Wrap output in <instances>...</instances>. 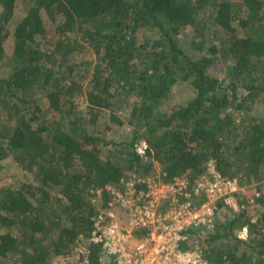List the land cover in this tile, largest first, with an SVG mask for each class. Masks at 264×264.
Wrapping results in <instances>:
<instances>
[{"label": "trees", "instance_id": "16d2710c", "mask_svg": "<svg viewBox=\"0 0 264 264\" xmlns=\"http://www.w3.org/2000/svg\"><path fill=\"white\" fill-rule=\"evenodd\" d=\"M2 63L0 170L21 183L0 186V264H73L104 188L153 165L165 182L192 185L210 160L240 186L264 179V0H0ZM177 87L188 97L172 104ZM100 121L129 137L106 140ZM236 197L238 213L184 246L264 264V195Z\"/></svg>", "mask_w": 264, "mask_h": 264}, {"label": "built area", "instance_id": "2783aa9c", "mask_svg": "<svg viewBox=\"0 0 264 264\" xmlns=\"http://www.w3.org/2000/svg\"><path fill=\"white\" fill-rule=\"evenodd\" d=\"M205 168L192 185L182 178L165 182L159 172L154 178L131 175L122 188L106 186V206L90 236L77 239L73 264L89 263V245L100 248V260L106 264H214L193 240L184 246L188 236L208 233L226 214L238 213L241 198L236 195L252 204L264 191L248 195L237 179L221 175L212 160Z\"/></svg>", "mask_w": 264, "mask_h": 264}, {"label": "rangeland", "instance_id": "374dc122", "mask_svg": "<svg viewBox=\"0 0 264 264\" xmlns=\"http://www.w3.org/2000/svg\"><path fill=\"white\" fill-rule=\"evenodd\" d=\"M21 14H22V9L19 7L16 10V12H15L14 18H18V16L21 15ZM6 44L7 45L11 44L10 39L8 40V43H6ZM7 73H9V69L6 66V64H3V63L0 64V74L5 76ZM212 75L215 76V77H218V78H223V74H219V73H216V72H213ZM174 92H175L174 95L178 94V98L177 99L174 98L173 101L171 102L172 104H174L176 102H179V101H181V100H183V99L188 97V94L181 87H177L174 90ZM84 106H85L84 101H80V108H84ZM127 113H128V109L125 108L121 112L118 113V116L121 117V119H123L125 121L126 120L125 116L127 117ZM105 127H106V124L103 123V121H100L98 126H96V128L105 135L106 140H112V141L118 142L125 136L129 137L130 132H129V128L127 126H125L124 128L120 127L119 129L115 128L114 126H110L109 130H107V132H104V130L106 129ZM142 144H145V143L142 142L141 145ZM141 145L138 146V149H141V147H142ZM143 150L144 149L142 148L141 151H143ZM153 168L154 169L148 175L149 178H154L156 175H159L158 166L157 165H153ZM20 177L21 176L19 174V170L18 169H15L13 165L5 164L0 170V186L2 187L4 185H6V184L8 185V183L10 181L11 182H17V184H20L21 183L20 182L21 181ZM259 183L260 184H255L254 183V184L242 186V188L243 189H244V187L246 188V193L248 195H251L255 190L258 191L257 189H259V188H260L261 191H264V189H263L264 188V185H263L264 179L262 181H260ZM256 194L258 195V193H256ZM249 209L254 214V209H253L252 205L249 206ZM242 235H244V233L238 232V237L239 238L240 237L243 238L244 236H242ZM74 258H76V253H75V257ZM53 264H70V263H68L67 260H64V259L59 257V258H57L54 261Z\"/></svg>", "mask_w": 264, "mask_h": 264}]
</instances>
